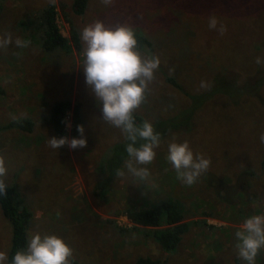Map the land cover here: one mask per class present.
<instances>
[{
    "label": "rangeland",
    "instance_id": "rangeland-1",
    "mask_svg": "<svg viewBox=\"0 0 264 264\" xmlns=\"http://www.w3.org/2000/svg\"><path fill=\"white\" fill-rule=\"evenodd\" d=\"M48 2L0 0V35L13 38L0 49V123L25 117L34 124L31 131H0L3 179L32 215L28 242L36 232L62 237L78 264H134L139 257L166 264H247L238 256L235 233L247 218L264 215V0H113L111 5L90 0L80 17L66 9L69 21L59 10L60 2L69 0H55L61 34L69 40L72 25L82 43L81 51L70 55H47L39 46L34 21ZM212 16L215 29L209 27ZM97 20L133 26L151 42L141 50L160 59L146 99L134 112L161 135L154 161L143 166L150 171L146 181L127 173L130 141L102 120V104L86 84L81 32ZM16 38L27 40L28 47H17ZM220 76L221 93L205 101L192 98L208 93ZM202 81L210 87L202 88ZM61 100L79 104L86 147L49 146V138H61L49 123L52 106ZM194 100L195 106L204 103L189 115ZM181 111L184 115L172 119ZM66 114L68 131L72 111ZM174 138L188 140L194 152L211 160L191 186L177 178L166 158ZM113 154L125 156L120 168L125 175L100 191L104 177L98 167ZM169 198L179 202L188 231L166 253L146 234L148 227L133 229L122 212ZM5 221L0 210V251L8 254ZM255 264H264V248Z\"/></svg>",
    "mask_w": 264,
    "mask_h": 264
},
{
    "label": "clouds",
    "instance_id": "clouds-1",
    "mask_svg": "<svg viewBox=\"0 0 264 264\" xmlns=\"http://www.w3.org/2000/svg\"><path fill=\"white\" fill-rule=\"evenodd\" d=\"M112 2L102 0L105 5ZM51 3H55V0H51ZM217 23L215 16L210 17V28L215 29ZM225 30L223 26L219 29L221 34ZM81 39L86 45L83 67L86 84L102 104V120L120 129L125 139L130 141L126 146L129 157L125 162L127 173L146 181L150 171L143 166L154 161L161 135L149 121L137 125L133 114L146 99L160 59L141 50L135 29L128 24L106 26L97 20L82 29ZM12 43L11 34L0 35V49H6ZM14 43L19 48L28 47L27 40L16 38ZM256 63H261L259 57ZM201 87L207 89L210 85L202 81ZM77 131L81 138L69 140L67 137H52L49 138V146L53 149L65 144L70 149L86 147L84 126L77 125ZM138 140L144 143L137 147ZM260 141L264 143V134L260 136ZM166 158L175 169L177 178L188 186L193 185L211 164L210 158L193 151L188 140L176 142L175 138L168 145ZM6 172L5 159L0 156V195L6 194L7 185L3 179ZM124 175L123 170H117V176ZM235 236L238 256L247 264H255L257 255L264 248V215L247 218ZM72 257L73 249L62 237L36 232L31 236L26 250L15 253L11 264H71ZM7 260V253L0 251V264H5Z\"/></svg>",
    "mask_w": 264,
    "mask_h": 264
},
{
    "label": "trees",
    "instance_id": "trees-1",
    "mask_svg": "<svg viewBox=\"0 0 264 264\" xmlns=\"http://www.w3.org/2000/svg\"><path fill=\"white\" fill-rule=\"evenodd\" d=\"M90 0H69V2H60L59 6L62 15L69 18L65 12L68 9V14L74 16H82ZM57 10L54 3H51L49 0L48 4L42 9L40 14L36 16L34 21V31L37 33V41L39 46L44 54L52 53H63L70 55L73 51L80 52L82 49V43L79 38V34L76 29L69 22V40L64 38L61 34L58 24L56 22ZM136 32V38L141 49H146L151 47V42L148 39H145L143 35H139L138 31ZM36 39V38H35ZM223 79L222 76L214 79L213 88L209 89V92L205 94H200L196 97L201 100H208L210 96H215L217 92L216 88H220L217 83ZM168 81L173 85L177 90L182 91L181 86L171 77L168 78ZM225 80H223L224 82ZM228 82L227 84H229ZM225 94V93H224ZM228 94V93H227ZM204 102H201L198 106H195V100L193 101L192 106L189 109H192L189 112V115H192V112L201 107ZM72 111V117L70 121V127L67 131L66 128V117L67 112ZM79 104L74 106L70 105L69 101H57L52 106L49 113V123L51 125L54 133L61 137H70L71 139L78 135L77 125H82L80 117ZM184 115L181 111L176 117L172 119H177L180 115ZM135 122L137 125L142 124L143 120L137 114H133ZM175 126L177 124L174 123ZM34 124L29 118L17 117L6 124L1 125L0 131L9 130V129H18L20 131L26 132L31 131ZM125 156L122 154H113L107 159H105L102 164L98 167L102 171V182L99 184V190L101 188H106L110 186V181L117 177V170H121ZM264 166V160L262 161ZM107 191V189L105 190ZM0 210L5 222L8 224L10 233H11V245L8 250V260L6 264H11V261L15 253L19 250H25L28 245V226L29 221L32 217L31 212L22 205L21 198L18 193L13 188H6V194L0 195ZM123 216H125L134 226L135 229L137 226L148 227L149 230L146 231V234H150L155 242L160 246V248L166 252H173L179 245L182 236L188 231V225L181 222L183 219V211L179 205V202L172 199L160 200L155 204L147 206L143 209H134L129 207L123 210ZM161 226H166L163 229H156ZM150 228L152 230H150ZM71 264H78L77 261L72 260ZM134 264H166L158 259H151L150 257H139Z\"/></svg>",
    "mask_w": 264,
    "mask_h": 264
}]
</instances>
